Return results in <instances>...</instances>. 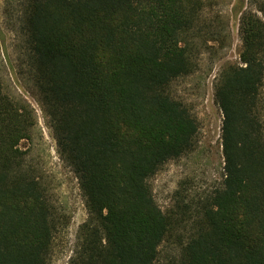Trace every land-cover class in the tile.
Returning a JSON list of instances; mask_svg holds the SVG:
<instances>
[{"label": "trees", "instance_id": "obj_1", "mask_svg": "<svg viewBox=\"0 0 264 264\" xmlns=\"http://www.w3.org/2000/svg\"><path fill=\"white\" fill-rule=\"evenodd\" d=\"M208 1L16 0L20 73L87 209L68 264H157L183 222L158 205L151 179L198 143L197 117L169 87L197 68L188 34ZM254 7L240 19L241 62L215 83L223 179L169 264H264V0ZM35 125L0 78V264H51L69 224L21 145Z\"/></svg>", "mask_w": 264, "mask_h": 264}, {"label": "rangeland", "instance_id": "obj_2", "mask_svg": "<svg viewBox=\"0 0 264 264\" xmlns=\"http://www.w3.org/2000/svg\"><path fill=\"white\" fill-rule=\"evenodd\" d=\"M255 1L209 0L197 25L188 34L198 65L195 71L174 80L169 91L197 117L198 143L192 151L168 161L151 179L161 209L184 218L178 230L161 243L157 264H169L179 255L188 236V222L197 216L201 202L223 179V113L215 100V83L224 66L241 62L240 19L243 12L255 8ZM15 3L16 0H0V78L9 95L26 99L35 110L32 141L23 140L21 145L31 146V157L40 162L51 181L55 204L69 218L68 226L56 241L51 262L68 264L79 226L87 218V209L78 179L60 158L47 118L20 73L16 32L21 18Z\"/></svg>", "mask_w": 264, "mask_h": 264}]
</instances>
